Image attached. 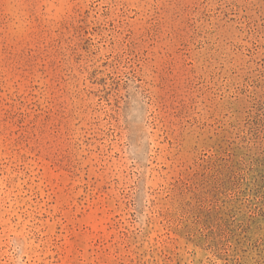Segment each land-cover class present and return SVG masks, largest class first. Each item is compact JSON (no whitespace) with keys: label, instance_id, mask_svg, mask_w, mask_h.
I'll use <instances>...</instances> for the list:
<instances>
[{"label":"rangeland","instance_id":"obj_1","mask_svg":"<svg viewBox=\"0 0 264 264\" xmlns=\"http://www.w3.org/2000/svg\"><path fill=\"white\" fill-rule=\"evenodd\" d=\"M0 264H264V0H0Z\"/></svg>","mask_w":264,"mask_h":264}]
</instances>
